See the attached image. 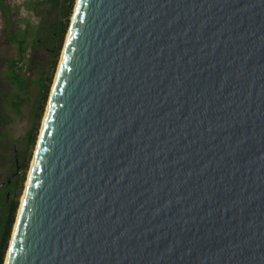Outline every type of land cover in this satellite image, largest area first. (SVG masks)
<instances>
[{
  "label": "water",
  "instance_id": "1",
  "mask_svg": "<svg viewBox=\"0 0 264 264\" xmlns=\"http://www.w3.org/2000/svg\"><path fill=\"white\" fill-rule=\"evenodd\" d=\"M31 168L6 264H264V0H78Z\"/></svg>",
  "mask_w": 264,
  "mask_h": 264
},
{
  "label": "trees",
  "instance_id": "2",
  "mask_svg": "<svg viewBox=\"0 0 264 264\" xmlns=\"http://www.w3.org/2000/svg\"><path fill=\"white\" fill-rule=\"evenodd\" d=\"M76 2L77 0H44L38 4L29 3L26 12L33 15V20L42 18L38 5L50 4L52 8L48 14L54 21L48 25L42 21L37 24L30 21L24 27L16 20L21 15V7L14 10L8 0H0V11L5 22V27L0 32V169L5 165L10 168L4 183L0 184H6V187L0 189V264H4L10 247L26 176ZM13 46L17 47V56L10 55ZM37 48L47 51L50 71L32 74L31 55ZM34 85L39 87V94L33 107L32 128L27 136L28 151L21 156L15 150L16 142L9 130L15 122L14 117L24 118L23 108L28 104ZM11 152L15 154L10 155Z\"/></svg>",
  "mask_w": 264,
  "mask_h": 264
},
{
  "label": "rangeland",
  "instance_id": "3",
  "mask_svg": "<svg viewBox=\"0 0 264 264\" xmlns=\"http://www.w3.org/2000/svg\"><path fill=\"white\" fill-rule=\"evenodd\" d=\"M8 1H9V3H11V5H12L14 10L18 6L21 7V9H22L21 10L22 11L21 15L16 20H18L20 22V24H22L24 27H26L27 24L30 21H33L34 24H37L39 21H42L46 25H48L52 21H54L53 17H49V14H48V12L52 8V6L50 4H45V5L40 4V5H38V12L42 13V18L40 20H37V21L33 20L34 19L33 15L28 14L26 12L27 4H29V3H37L38 4V2H42L44 0H8ZM77 2H78V0H77ZM77 2H76V5H77ZM76 5H75L74 11H73V16H72V18L70 20L69 29H68V32H67V35H66L65 44L67 42L68 34H69V31H70V28H71V25H72L74 13H75V10H76ZM4 27H5V22H4V19L2 17V12L0 11V32L3 30ZM65 44H64V47H63V50H62V54H61L57 69H56V71L54 73L53 85L55 83V79H56V76H57V73H58V70H59L61 58H62L63 51H64V48H65ZM10 55L11 56H17V47L16 46H13L11 48ZM31 59L33 60L32 64H31V70H30L32 74H34V73L36 74L37 72L46 71V70L50 71V69H49V66H50L49 55H48V53H47V51L45 49L37 48L32 53ZM2 69H4V68H2ZM53 85L51 87V92H52V89H53ZM51 92H50V96H51ZM38 94H39V87L36 86V85L32 86L28 104H26L24 106V108H23L24 118L20 119V118L14 117L15 122L12 124V126L10 127V130H9V134L12 136V138L16 142L15 145H14L15 146V150L21 156H24L25 152L28 151L27 136H28L29 131L32 128V120L31 119L33 117V107H34V104H35L36 99L38 97ZM49 99H50V97H49ZM47 107H48V105H47ZM46 111H47V109H46ZM45 115H46V113H45ZM45 115H44V118H45ZM43 122H44V119H43ZM43 122H42V126H43ZM42 126H41V130H42ZM41 130H40V133H41ZM39 138H40V135H39ZM39 138H38V141H39ZM37 145H38V142H37ZM37 145L34 148V151H33V154H32V158H31L30 168H29V171H28L27 176H26V181H25V184H24V189H23V192H22L21 200H20L21 204H22L23 196H24L25 191H26V187H27V183H28V179H29V174H30V171H31V167H32V163H33L34 157H35ZM14 154H15L14 152L10 153V155H14ZM9 172H10L9 165H5L4 168L0 169V184L4 183V181H5L6 177L8 176ZM21 204H20V207H21ZM8 252H9V250H8ZM8 252H7V255L5 257L4 264H6L7 257H8Z\"/></svg>",
  "mask_w": 264,
  "mask_h": 264
},
{
  "label": "bare ground",
  "instance_id": "4",
  "mask_svg": "<svg viewBox=\"0 0 264 264\" xmlns=\"http://www.w3.org/2000/svg\"><path fill=\"white\" fill-rule=\"evenodd\" d=\"M63 56V55H62ZM62 59V58H61ZM37 150V149H36ZM36 154V153H35ZM33 162H34V160H33ZM31 171H32V168H31ZM30 171V172H31ZM29 178H30V174H29ZM29 180V179H28ZM27 185H28V183H27ZM25 194H26V191H25ZM25 194H24V196H23V199H22V203H23V201H24V198H25ZM8 256H9V253H8ZM7 259H8V257H7Z\"/></svg>",
  "mask_w": 264,
  "mask_h": 264
}]
</instances>
